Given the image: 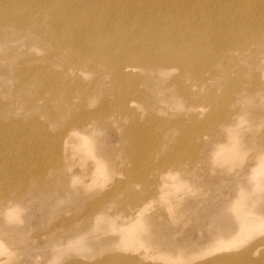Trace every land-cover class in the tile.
<instances>
[{
	"label": "rangeland",
	"instance_id": "374dc122",
	"mask_svg": "<svg viewBox=\"0 0 264 264\" xmlns=\"http://www.w3.org/2000/svg\"><path fill=\"white\" fill-rule=\"evenodd\" d=\"M252 2L229 20L258 35L250 51L122 82L105 57L71 68L38 22L17 27L2 7L0 202L14 211L0 212V264H264V228L243 235L238 221H264V0Z\"/></svg>",
	"mask_w": 264,
	"mask_h": 264
},
{
	"label": "bare ground",
	"instance_id": "6f19581e",
	"mask_svg": "<svg viewBox=\"0 0 264 264\" xmlns=\"http://www.w3.org/2000/svg\"><path fill=\"white\" fill-rule=\"evenodd\" d=\"M2 7L16 14L10 20L17 27L25 29L38 22L42 36L68 52L71 68L91 64L100 69L105 57L121 82L159 69L196 72L200 55L222 51L237 42L250 51L258 43V35H241L236 26L244 21L243 15L229 24L232 17L240 16L237 12L258 9L252 0H7ZM50 83L49 88H57V81ZM81 145H88L85 138ZM13 207L0 202V212L7 218ZM238 221L243 235L264 228V221L249 211L240 212ZM135 236L127 235V244L133 243ZM1 251L5 248L0 244ZM245 258L231 256L229 262Z\"/></svg>",
	"mask_w": 264,
	"mask_h": 264
}]
</instances>
